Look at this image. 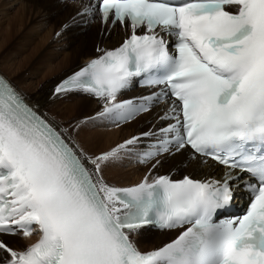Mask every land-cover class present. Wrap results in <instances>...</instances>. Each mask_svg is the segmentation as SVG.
Returning <instances> with one entry per match:
<instances>
[{
  "label": "snow or ice",
  "instance_id": "obj_1",
  "mask_svg": "<svg viewBox=\"0 0 264 264\" xmlns=\"http://www.w3.org/2000/svg\"><path fill=\"white\" fill-rule=\"evenodd\" d=\"M79 3L77 16L131 32L119 47L97 48L55 94H91L104 104L99 117L124 121L163 100L170 106L158 119L167 123L143 133L158 140L143 159L189 148L227 171L112 186L102 166L140 137L88 158L0 78V264H264V0ZM140 76L165 88L117 102ZM241 182L245 214L221 218ZM147 226L179 232L143 252L132 237ZM33 233L38 242L22 251L4 239Z\"/></svg>",
  "mask_w": 264,
  "mask_h": 264
},
{
  "label": "bare ground",
  "instance_id": "obj_2",
  "mask_svg": "<svg viewBox=\"0 0 264 264\" xmlns=\"http://www.w3.org/2000/svg\"><path fill=\"white\" fill-rule=\"evenodd\" d=\"M80 8L81 4L79 3V1L71 2L65 0H0V56H2L6 46L10 44V41L14 38L18 37L24 40L27 38H31V40H33L32 42L36 43L34 41L35 36H33L31 32H27V26L30 22H34L38 19L42 21L41 23H44L43 26L49 24V22H54L62 19L68 22L67 31L63 32L66 29L65 25H67L64 23L62 29L59 32V35L61 36L59 40L56 41L58 43L62 40H66L67 50L69 51V55L65 57L66 60L64 58L58 63L55 62L61 54L59 52H48L46 54V57L44 58L45 61H43L45 63L44 66L38 70L39 74L37 73L36 77L38 78H36V80H39L36 81V83L34 82L35 84H31L32 81H29V83H27L28 80H26L23 86L18 87L16 83L12 82V77L2 71V68H4V66L2 68L0 67V72L12 82L13 86L22 94V96L28 101V103L33 106L43 117H45L63 136H65V138L75 148L76 146L72 140V137L65 129V127L56 124L54 121H52V119H50L51 117H48L47 111L50 108L54 111L63 108L64 110H61V119L70 124V127L72 126V123L74 121L72 120L73 117L71 115H67V112H92L90 115H84L81 117V119L86 120L85 126H72V128L76 127V129H78L75 133V138L86 144V151L90 154L94 151H97L96 148L97 145L100 144L99 141L102 142L100 139H106V143L104 144L106 147L105 152H109L116 146L125 143L124 139L121 140V136L125 137V135H128L127 140H129L133 138V132H139L135 134L136 137H141V139L137 142V145L135 147L129 146L133 147V150L130 151L131 158L128 155L129 151L120 152L124 154L123 157H126L128 161L130 159L131 163L135 166L136 161H138L136 156L147 151L153 142L158 141L156 137H144L143 133L156 131L162 123H167L164 121H159L158 117L162 115L164 110L170 105L166 103L160 104L159 106L154 107L149 113L139 116L135 120H132L130 123L120 124L118 125L119 128L115 129L113 125L115 126L117 124H115L110 117L96 116L97 120L92 118V116L98 114L103 109L102 108L101 110H99L101 107H104L103 102L98 100V98H96L95 96L79 91H72L59 96L55 94L54 90L56 85L62 82L69 75L76 72L74 71L72 73L66 74L64 77H60L61 74L58 75L57 73L61 71V73H64L62 69L63 66H68V64L71 61L75 60V58H81L82 65H86L87 62H90L92 59L98 57L101 54L97 51V48L112 50L120 46L123 39L131 32L129 29L126 30L119 24L115 26L111 24L104 25L103 23H101L98 16L81 18L76 15L78 9ZM55 24L57 25V22H55ZM92 28L94 29L93 34L88 35V31ZM100 32L102 33V37L99 38L101 42L98 41ZM52 37L53 30L49 29L47 33H45V35L41 38V40L37 42V46L34 47V49L38 50L40 48H44V46L47 45ZM89 41H92V44L89 45ZM53 42L55 43V41ZM29 43L31 42L29 41ZM25 52L26 51L24 50L23 53ZM5 59V62L7 61L6 64L8 63L7 65H10L9 67L12 70L14 67V70L18 74L19 79H21L22 73L27 72L28 68H32V65L30 66L32 58L29 54H26V56H24L22 59H15L7 55ZM79 69H77V71ZM10 74H12V72ZM43 82L46 83L44 84ZM42 84L44 85L42 86ZM122 94L124 100H128L137 96L148 94V91H123ZM63 99L67 104H62L61 101H63ZM146 117L149 118L148 125L150 126L147 125ZM99 125H101L102 127L99 128ZM145 128L147 129L146 131L140 132V130ZM126 130V134L122 132ZM76 149L78 150V148ZM98 154L101 153L98 152ZM85 156L88 157L87 154H85ZM96 156L98 155L96 154L91 157L95 158ZM121 156L122 155L120 154V157L110 159V161L102 166V176L108 182L110 181L114 183V177H117L116 174L118 173H127V176H129L128 174L130 173H133L137 176V173H139L138 177L141 176L142 178H144L146 177L148 169H151V172L147 176L150 182L157 175H169L175 180H179L184 176H190L192 178L200 180L220 179L227 171L226 169L214 165L209 160L207 161V163H203L201 160L192 159L190 157V151L188 149H184L179 152L173 150L171 152H168L164 156H160L151 159L148 162H145L142 166L136 165V167L132 166L131 164L126 166L124 163H121V161L117 162V158L122 159ZM157 160L159 161L158 164L156 163ZM153 165H155V167H153ZM89 167L93 168L94 165H90ZM137 178H135V180ZM126 181L129 180L127 179ZM141 181H139L138 183H140ZM112 183V186L117 187V185ZM122 183L120 185V188L132 187L138 184L135 182H133V184L132 182L131 184L130 182H125V187H121ZM178 232L179 230L158 232L152 231L148 228H142L137 234L132 237V239L141 251L147 252L171 241L175 238ZM4 238L9 240L11 244H14L15 241H17L22 245H25V243L31 245L32 243L34 244L37 241V237H35L34 235L23 239H21L22 237L18 239V237L16 236ZM15 244L14 246H12L18 249Z\"/></svg>",
  "mask_w": 264,
  "mask_h": 264
},
{
  "label": "rangeland",
  "instance_id": "obj_3",
  "mask_svg": "<svg viewBox=\"0 0 264 264\" xmlns=\"http://www.w3.org/2000/svg\"><path fill=\"white\" fill-rule=\"evenodd\" d=\"M42 21L40 20V19H38V20H35L34 22H30L29 24H28V29H27V32H31L32 33V35L33 36H35L34 38H35V42L36 43H33L32 41L33 40H31V38H27V39H21V38H14V39H12L10 42V44H8L7 46H6V48H5V50H4V52H3V54H2V56H0V67L2 68L3 66H4V68H2V71L5 73V74H7V75H10L11 77H12V82H14V83H16V85L19 87H21V86H23V84L25 83V81L26 80H28L27 81V83H29V81L31 82V84H35L36 83V81H38L39 79H37L36 80V78H38V77H36V75H37V73L39 74V69H41L43 66H44V62L43 61H45V57H46V54L48 53V52H53V53H56V52H59L61 55L56 59V62L55 63H58V62H60L61 60H63L66 56H68L69 55V51L67 50V45H66V40H62V41H60V42H58L57 43V41L56 40H59V38H60V36L61 35H58V33L60 32V30L62 29V27H63V25H64V23L65 24H67V27H66V29L63 31V32H66L67 31V28H68V22H66V20H57V21H54V22H49V24H46V25H44L43 26V24L44 23H41ZM55 22H57V25L55 24ZM62 25V26H61ZM56 26V27H55ZM60 27V28H59ZM96 28V27H95ZM53 30V37L51 38V40L50 41H52V42H48L47 43V45L46 46H44V48H40V49H34V47H36L37 46V42H39L40 40H41V38L45 35V33H47V31L48 30ZM62 32V33H63ZM93 32H94V29L92 28V29H90L89 31H88V35H92L93 34ZM99 36L100 37H98V41L99 42H101V40L99 39V38H101L102 37V33L100 32V34H99ZM33 38V39H34ZM54 38V39H53ZM29 41L31 42V43H29ZM53 41H55V43L53 42ZM94 43V42H93ZM65 44V45H64ZM88 44L90 45V44H92V41L90 42H88ZM49 45H50V47H49ZM97 45H98V43H97ZM61 46V47H60ZM63 46V47H62ZM46 47V48H45ZM60 47V48H59ZM94 47V46H93ZM97 48V47H96ZM93 49V48H92ZM26 51L25 53H23V51ZM46 52V53H45ZM21 53V54H20ZM26 54H29V55H31V62H30V66L32 65V68L30 69V68H28V70H27V72H24V73H22V77H21V79H19V76H18V74L15 72V70H14V67H13V70L6 64V62H5V58H6V56L7 55H9V56H11V57H13V58H18V59H22L24 56H26ZM6 55V56H5ZM5 57V58H4ZM65 60H66V58H65ZM77 60H78V62H77ZM81 58H75V60H73V61H71L69 64H68V66H63V72L64 73H61V72H58L57 74L59 75V74H61L60 75V77H64L66 74H69V73H72V72H74V71H77V69H79V68H81V67H83L84 65H82V62H81ZM75 61V62H74ZM85 63H86V61H85ZM88 63V62H87ZM11 71H10V70ZM66 71H65V70ZM29 71V72H28ZM12 72V74H10ZM16 73V74H15ZM56 74V75H57ZM15 76V77H14ZM23 78V79H22ZM32 78V79H31ZM35 82V83H34ZM44 84L46 83V82H43ZM44 84H42V86L44 85ZM57 95V94H56ZM62 95V94H61ZM64 101V102H63ZM63 101H61L62 102V104H67L66 103V101L63 99ZM62 107H63V105H62ZM103 107H101L99 110H101ZM61 110H64L63 108H60V109H58V110H52L51 108L47 111V115H48V117L50 118V119H52V121H54L56 124H58V125H60V126H63V127H65V129L68 131V133L70 134V136L72 137V140H73V142H74V144H75V146H76V148H78V150L79 151H82L83 153H84V155L85 154H87V155H89V157L90 156H94V155H100V154H98V152L99 153H104L105 152V150H106V147H105V143H106V139H100L102 142H100L99 141V143L100 144H98L97 145V151H94L93 153H87V151H86V149H87V147H86V144L84 143V142H81V141H79V140H77L76 138H75V133H76V131L78 130V129H76V127H78V126H85L86 125V120L85 119H81V117L82 116H84V115H90L92 112H83V111H74V112H67V115L68 116H72L73 117V123H72V126H76V127H74V128H72V126L70 127L69 125L70 124H68V123H66L64 120H62L61 118H62V116H61ZM61 116V117H60ZM96 116H97V114L96 115H94V116H92V118L93 119H96L97 120V118H96ZM146 120H147V125H148V120H149V118H147L146 117ZM89 123V122H88ZM78 125V126H77ZM148 126H150V125H148ZM99 128L100 127H102L101 125H99L98 126ZM115 129H118V127L117 126H115L114 127ZM147 128V127H146ZM142 129V130H140V132H143V131H146L147 129ZM76 129V130H75ZM70 130V131H69ZM123 133H125L126 134V132H127V130L126 131H122ZM136 133H139V132H133V134H132V136L134 137V136H136L135 134ZM124 137V136H123ZM122 136H121V140L122 139H124V142H125V140H127L128 139V135H125V137L123 138ZM103 141H104V143H103ZM123 142V143H124ZM103 144V145H102ZM118 146H120V145H118ZM118 146H116L115 148H117ZM105 148V149H104ZM132 150H133V147H130ZM95 149V150H96ZM109 149V148H108ZM114 149V148H113ZM131 150V151H132ZM95 153V154H94ZM129 154V157L131 156V153H130V151L128 152ZM120 154L122 155V153H119L118 154V156L117 157H120ZM124 155H122L121 156V158L122 159H119V158H117V162H119V161H121V163H124L126 166H128L129 164H131L132 166H134L132 163H131V161H130V159H129V161L127 160V158L126 157H123ZM131 158V157H130ZM124 165V166H125ZM177 166V165H176ZM134 167H136V165L134 166ZM151 172V169H148V171H147V173H146V176H148L149 175V173ZM133 174V173H132ZM131 173L130 174H128L129 176H127V173L126 174H122V173H118V174H116L117 175V177H114V183H112V182H108L107 180H105V178H104V180L108 183V184H110L111 185V183L112 184H115V185H117V187H120V185H121V183H122V186L121 187H125V182L127 183V182H130V184H131V182H132V184H133V182H135V183H138L139 181H141L142 179H144V178H142L141 176L140 177H138L139 176V173H137V176L135 175V174H133L132 175ZM115 175V176H116ZM123 175V176H122ZM132 175V176H131ZM158 176V175H157ZM120 177V178H119ZM125 178V179H123V178ZM138 177V178H137ZM116 178V179H115ZM122 178V179H121ZM129 180V181H126L127 179ZM135 178H137L138 179V181H137V179L135 180ZM118 180V181H117ZM135 180V181H134ZM137 181V182H136ZM124 185V186H123ZM16 237H18V239H20L21 237H19V236H16ZM5 239V238H4ZM21 239H23V238H21ZM16 243V244H15ZM15 246H17V248L18 249H16V250H18V251H21V250H23L24 248H26L27 246H31V245H29V244H26L25 243V245L23 244H19L17 241H15ZM18 243V244H17ZM14 244H12L13 246H14ZM12 246V247H13ZM14 248V247H13Z\"/></svg>",
  "mask_w": 264,
  "mask_h": 264
}]
</instances>
